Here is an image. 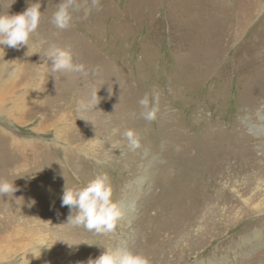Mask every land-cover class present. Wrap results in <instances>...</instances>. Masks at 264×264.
<instances>
[{
    "label": "rangeland",
    "instance_id": "1",
    "mask_svg": "<svg viewBox=\"0 0 264 264\" xmlns=\"http://www.w3.org/2000/svg\"><path fill=\"white\" fill-rule=\"evenodd\" d=\"M35 2L28 55L0 49V180L17 188L0 195V264H88L124 247L150 264H264V0H78L64 30L51 23L60 0H0V14ZM51 46L86 74L53 72L41 59ZM153 91L149 122L139 100ZM104 173L124 213L116 228L67 223L65 187ZM220 180L225 192L199 219L192 190ZM244 199L255 215L227 231L211 223Z\"/></svg>",
    "mask_w": 264,
    "mask_h": 264
},
{
    "label": "clouds",
    "instance_id": "2",
    "mask_svg": "<svg viewBox=\"0 0 264 264\" xmlns=\"http://www.w3.org/2000/svg\"><path fill=\"white\" fill-rule=\"evenodd\" d=\"M99 0H92V6L97 7ZM78 0H60L56 10L52 14L51 23L58 29L64 30L71 26L72 14L79 10ZM41 6L38 2L31 3L20 14H0V49L12 48L19 50L27 46L30 52L29 41L41 22ZM44 64L51 61L53 72L85 73L83 64L74 63L72 53L64 48L51 46L41 56ZM97 93H94L87 102L78 101L77 111L87 110L96 106ZM159 93L153 91L152 95L145 94L139 100L142 109L140 115L146 121H154L157 118ZM130 147L135 150L140 147V139L133 130L124 133ZM18 174V173H17ZM17 191L15 184L6 180H0V195L7 196ZM113 186L107 173L97 176L80 188L65 187L61 196V207L69 209L67 223L97 234L112 232L118 220L124 215L119 203L113 200ZM31 206V205H29ZM48 246L43 243L41 247ZM34 255L35 253L32 252ZM36 256V255H35ZM37 257V256H36ZM88 264H150L148 257L133 252L124 247L117 251L105 249L96 259H90Z\"/></svg>",
    "mask_w": 264,
    "mask_h": 264
},
{
    "label": "bare ground",
    "instance_id": "3",
    "mask_svg": "<svg viewBox=\"0 0 264 264\" xmlns=\"http://www.w3.org/2000/svg\"><path fill=\"white\" fill-rule=\"evenodd\" d=\"M1 99H2V97L0 96V101H1ZM256 169L258 170V166H260L259 164L261 163V162H264V153H263V155H262V157L261 158H258V157H256ZM202 169V168H201ZM204 169V168H203ZM226 170V169H225ZM195 173V172H194ZM226 173V172H225ZM205 180V179H204ZM191 182H193V180L192 181H190V182H188V184H190ZM180 183V182H179ZM225 183V182H224ZM223 183V184H224ZM180 186V185H179ZM183 186L184 185H181V188H183ZM178 188H180V187H178ZM190 188V187H189ZM170 189V188H169ZM184 189V188H183ZM206 189H202V188H198V190L197 189H194V190H192V192H191V197H192V200L193 201H196V199L198 200V199H200V204L199 205H201V207H200V209L202 210V212L200 211V213H199V215H198V217H199V219H204V218H206V214H203L204 212H205V210L207 209V208H209V206H210V203L209 202H215L216 200H219L220 198H218L219 196H220V194H221V192L222 193H224L225 192V188H223L222 187V180H220V181H218L217 183H216V186H215V192L214 191H205ZM175 191V190H174ZM172 192V191H171ZM210 193V194H209ZM211 193H214V194H211ZM169 194H170V192H169ZM180 194H181V192H180ZM166 195V194H165ZM164 195V196H165ZM212 195H214V197L211 199L210 198V196H212ZM221 197V196H220ZM178 198V197H177ZM190 199V198H189ZM210 199V200H209ZM250 201L251 200H249V199H244V203H243V205H241L239 208H237V209H234L233 208V206H229L230 207V209H231V211H233V213H234V216H232V215H230V216H226V218H229V220H224L223 218L224 217H220V218H217L216 220H214L213 222H211V223H215V226L216 227H218V228H220V229H222L223 231H227V230H231L233 227H235L239 222H241L244 218H246L245 216H251V215H255V213L256 212H254L252 209H250V207H249V203H250ZM173 202H175V201H172V202H170V203H173ZM218 202H220V201H218ZM216 205H215V207H217V205L219 206L220 205V203H215ZM234 206L235 205H237V203H235V204H233ZM248 205V206H247ZM255 208H257V207H255ZM182 210V209H181ZM1 212V211H0ZM262 213V212H261ZM231 216L233 217L232 219H230L231 218ZM241 220V221H240ZM194 225H193V223H190V227H193ZM190 229V228H189ZM190 231V230H189ZM194 232V231H193ZM190 234H191V232H190ZM193 235V234H192ZM263 235V234H262ZM176 236H180L179 234L178 235H176ZM185 237V236H184ZM82 238H84L83 236H82ZM162 238H167V237H162ZM192 238L193 239H195L196 240V236L195 235H193V237L191 236V235H189V236H187L186 237V239H191L192 240ZM261 238H262V236L261 235H259V234H253L252 235V237H251V239L249 240V242H251V243H253V242H257V241H259V240H261ZM171 239V238H170ZM173 239V238H172ZM184 240V239H183ZM172 241V240H171ZM182 241V240H181ZM178 242L177 243V245H179V248H180V245L181 244H184V243H188V242H184V241H182V242ZM162 242V241H161ZM190 242H192V241H190ZM248 242V243H249ZM163 243V242H162ZM176 244V243H175ZM195 244V243H194ZM159 246V245H158ZM184 246H186V244H184L183 245V247ZM172 247V246H171ZM182 248V247H181ZM165 250V249H164ZM169 253H171L170 251H169ZM177 254H179V253H177ZM166 256V255H165ZM164 257V256H163ZM178 257H179V255H178ZM191 257V256H190ZM176 260V259H175ZM179 261V260H178ZM166 262V261H165ZM181 262V261H180ZM178 264V263H177ZM212 264H217L216 262H213ZM253 264H260V263H254L253 262Z\"/></svg>",
    "mask_w": 264,
    "mask_h": 264
}]
</instances>
